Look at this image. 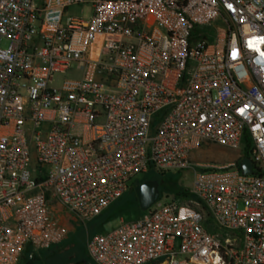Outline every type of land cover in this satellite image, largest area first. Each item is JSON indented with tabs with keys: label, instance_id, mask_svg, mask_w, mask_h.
<instances>
[{
	"label": "built area",
	"instance_id": "2783aa9c",
	"mask_svg": "<svg viewBox=\"0 0 264 264\" xmlns=\"http://www.w3.org/2000/svg\"><path fill=\"white\" fill-rule=\"evenodd\" d=\"M76 4L89 18L66 16ZM261 37L264 0H0V264L59 243L64 214L85 224L134 177L172 169L192 170L187 195L94 233L89 259L264 264ZM67 70L79 75L53 86ZM202 143L244 153L195 160Z\"/></svg>",
	"mask_w": 264,
	"mask_h": 264
},
{
	"label": "rangeland",
	"instance_id": "374dc122",
	"mask_svg": "<svg viewBox=\"0 0 264 264\" xmlns=\"http://www.w3.org/2000/svg\"><path fill=\"white\" fill-rule=\"evenodd\" d=\"M91 8L87 4H76L66 12V16H80L89 18ZM218 24V23H217ZM215 39L210 38L208 43H214ZM9 41L1 40V47H7ZM79 75V71L67 70L64 73H56L53 86H59L63 80L73 78ZM244 153V145L239 148H230L216 143H202L200 148L193 152L192 158L195 160L211 162L222 165L228 161L234 160ZM192 170L190 169H172L165 172L163 176H155L159 183L160 199L163 201L170 200L176 196V192L187 188L192 180ZM143 177L138 175L134 180H141ZM244 207L243 202L238 203V208ZM147 213V210H141L138 203L133 198L131 191L125 193L120 200L104 211L99 216L88 221L87 223H78L68 214H64L61 223L66 227L64 238L57 244L47 249L33 250L27 247L21 254L18 264H27L30 256L34 254V259L30 264H94L88 257L85 249L87 239L96 231L105 232L121 222L136 220ZM202 224L211 233L219 232L213 218L206 215ZM184 256V255H183Z\"/></svg>",
	"mask_w": 264,
	"mask_h": 264
},
{
	"label": "water",
	"instance_id": "95a60500",
	"mask_svg": "<svg viewBox=\"0 0 264 264\" xmlns=\"http://www.w3.org/2000/svg\"><path fill=\"white\" fill-rule=\"evenodd\" d=\"M241 169L244 173L251 172V161L249 158L241 159ZM138 206L141 210H147L160 197L159 183L156 179H144L134 187Z\"/></svg>",
	"mask_w": 264,
	"mask_h": 264
},
{
	"label": "trees",
	"instance_id": "16d2710c",
	"mask_svg": "<svg viewBox=\"0 0 264 264\" xmlns=\"http://www.w3.org/2000/svg\"><path fill=\"white\" fill-rule=\"evenodd\" d=\"M163 174L164 173H162V174H153V173H149V174H146L141 180H139L138 182H140V181H142V180H144V179H148V178H150V179H152V178H155V176H163ZM137 182V183H138ZM134 187H135V184H132L131 185V188H130V191L133 193V198L135 199V201L137 202V199H136V196H135V193H134ZM187 195V192H185L184 190H182V191H179V192H176V196H186ZM120 200V199H119ZM118 200V201H119ZM117 201V202H118ZM117 202H115V203H117ZM114 203V204H115ZM113 204V205H114ZM112 206V205H111ZM110 206V207H111ZM109 207V208H110ZM108 208V209H109ZM95 233H97V231L95 232ZM34 259V254H32L31 256H30V258H29V260H28V262H27V264H30L31 263V261Z\"/></svg>",
	"mask_w": 264,
	"mask_h": 264
},
{
	"label": "snow or ice",
	"instance_id": "6c2138e0",
	"mask_svg": "<svg viewBox=\"0 0 264 264\" xmlns=\"http://www.w3.org/2000/svg\"><path fill=\"white\" fill-rule=\"evenodd\" d=\"M257 44H264V37H261L259 40H255V41L250 40V41H249V47H250V48H255V46H256ZM255 50L259 51L258 48H256ZM261 54L264 55V53H261ZM234 58H235V53H234Z\"/></svg>",
	"mask_w": 264,
	"mask_h": 264
},
{
	"label": "flooded vegetation",
	"instance_id": "af4514ba",
	"mask_svg": "<svg viewBox=\"0 0 264 264\" xmlns=\"http://www.w3.org/2000/svg\"><path fill=\"white\" fill-rule=\"evenodd\" d=\"M137 183H135V185H136ZM130 191V190H129ZM135 193V192H134Z\"/></svg>",
	"mask_w": 264,
	"mask_h": 264
}]
</instances>
